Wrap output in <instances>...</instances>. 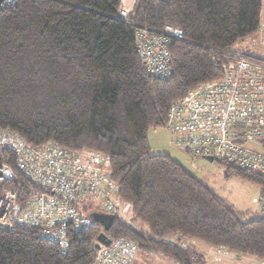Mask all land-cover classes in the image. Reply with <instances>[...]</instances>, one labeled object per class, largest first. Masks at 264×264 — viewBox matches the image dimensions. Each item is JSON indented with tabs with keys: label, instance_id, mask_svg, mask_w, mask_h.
<instances>
[{
	"label": "trees",
	"instance_id": "1",
	"mask_svg": "<svg viewBox=\"0 0 264 264\" xmlns=\"http://www.w3.org/2000/svg\"><path fill=\"white\" fill-rule=\"evenodd\" d=\"M262 1L137 0L126 21L118 18L121 0L1 5L0 132L32 147L53 143L106 157L120 207L108 232L97 223L72 232L66 250L34 229L0 228V264H92L100 233L174 264H203L185 240L264 261V218L236 215L148 142L149 131L164 128L174 102L222 78L225 54L259 30ZM166 25L182 36L167 44L170 77L156 79L136 53V31ZM5 156L0 149V161L12 164ZM213 163L257 184L264 195L263 176ZM79 208L101 212L96 204Z\"/></svg>",
	"mask_w": 264,
	"mask_h": 264
},
{
	"label": "built area",
	"instance_id": "2",
	"mask_svg": "<svg viewBox=\"0 0 264 264\" xmlns=\"http://www.w3.org/2000/svg\"><path fill=\"white\" fill-rule=\"evenodd\" d=\"M15 0H3L12 5ZM118 18L127 20L124 12ZM181 32L164 26L159 32L136 31L135 50L145 71L156 79L171 75L167 44ZM222 78L199 86L174 102L164 126L174 147L191 157L211 158L264 177V60L239 51L226 53ZM0 149L12 164L0 161V228L34 229L41 240L66 250L70 234L95 225L83 204L113 215L109 160L91 152L75 153L57 144L32 147L0 132ZM9 153V155H7ZM264 218V195L258 200ZM94 242L92 264H133L137 246L120 238L108 246Z\"/></svg>",
	"mask_w": 264,
	"mask_h": 264
},
{
	"label": "rangeland",
	"instance_id": "3",
	"mask_svg": "<svg viewBox=\"0 0 264 264\" xmlns=\"http://www.w3.org/2000/svg\"><path fill=\"white\" fill-rule=\"evenodd\" d=\"M136 1L121 0L122 12L126 15L130 14L134 10ZM253 42H255L254 39ZM236 47L237 45L234 51H239ZM242 53L249 54L247 51H242ZM148 142L154 153L167 155L179 163L229 205L236 215L242 216L247 212L248 217L256 216L259 210L258 200L261 191L257 184L247 182L235 175H228L226 169L216 163H209L200 157L185 155L172 145L170 137L164 128L149 131ZM138 252L142 253L137 250L136 254ZM161 256L158 254H143L140 259L136 257L138 262L135 264H173L170 259L163 258L164 256L161 258Z\"/></svg>",
	"mask_w": 264,
	"mask_h": 264
},
{
	"label": "crops",
	"instance_id": "4",
	"mask_svg": "<svg viewBox=\"0 0 264 264\" xmlns=\"http://www.w3.org/2000/svg\"><path fill=\"white\" fill-rule=\"evenodd\" d=\"M253 39L255 42H253ZM236 48H238L240 52L247 51L249 54L246 55H250L256 59L264 60V1H262L261 22L259 30L254 36L240 41ZM182 244L186 245L197 254H200L203 257V264H264V261H256L224 248H215L196 240H185L182 241ZM143 254L145 255L148 253L138 252V254L135 256V261L133 264L138 262L136 257L140 259Z\"/></svg>",
	"mask_w": 264,
	"mask_h": 264
},
{
	"label": "water",
	"instance_id": "5",
	"mask_svg": "<svg viewBox=\"0 0 264 264\" xmlns=\"http://www.w3.org/2000/svg\"><path fill=\"white\" fill-rule=\"evenodd\" d=\"M3 4V0H0V7ZM205 161L212 163L211 158H205ZM91 218L95 223L100 225L105 232H108L114 222L115 217L113 215L109 214H102V213H92ZM98 244L96 247H99L100 245L108 246L110 244V241L107 239L106 235L104 233H100L97 237Z\"/></svg>",
	"mask_w": 264,
	"mask_h": 264
},
{
	"label": "bare ground",
	"instance_id": "6",
	"mask_svg": "<svg viewBox=\"0 0 264 264\" xmlns=\"http://www.w3.org/2000/svg\"><path fill=\"white\" fill-rule=\"evenodd\" d=\"M128 16V15H127Z\"/></svg>",
	"mask_w": 264,
	"mask_h": 264
}]
</instances>
